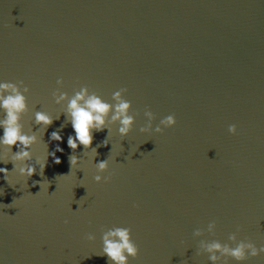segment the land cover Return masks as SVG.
Returning <instances> with one entry per match:
<instances>
[{
	"label": "water",
	"instance_id": "obj_1",
	"mask_svg": "<svg viewBox=\"0 0 264 264\" xmlns=\"http://www.w3.org/2000/svg\"><path fill=\"white\" fill-rule=\"evenodd\" d=\"M61 77L69 95L87 85L111 100L127 89L136 123L124 138L114 130L95 158L115 156L107 181L94 180L83 145L70 172V123L62 142L48 143L65 122L51 95ZM0 79L30 89L25 131L39 128L35 110L60 114L37 133L34 158L45 143L65 149L60 164L48 157L43 176L12 172L14 187L0 179L2 264H109L99 254L113 226L132 229L140 254L130 264H211L196 253L199 239L229 242L237 228L264 244V0H0ZM146 108L154 126L170 113L177 124L140 132ZM107 132L94 131L91 147ZM213 219L215 235L194 237ZM243 264H264V254Z\"/></svg>",
	"mask_w": 264,
	"mask_h": 264
},
{
	"label": "clouds",
	"instance_id": "obj_2",
	"mask_svg": "<svg viewBox=\"0 0 264 264\" xmlns=\"http://www.w3.org/2000/svg\"><path fill=\"white\" fill-rule=\"evenodd\" d=\"M56 83L58 87L52 91L51 95L55 103L61 106L60 114L65 115V122L50 133L48 143L62 142L64 136L61 134V130L70 123L74 130V133H69L67 136V146L72 150L68 156L70 172L80 166L81 156L78 155L77 149L83 145L85 149L91 148L92 160L97 170L94 180L101 182L111 179L110 175L104 176L103 173L109 169L110 159H115V156H108L102 160L95 158L99 155L97 151L99 147L108 146L114 130L118 132L121 138H124L128 136L136 123L137 114L132 112V101L125 96L127 89L115 90L111 94V100H106L96 91H91L87 85L81 86L74 91V94L69 95L67 91L62 90L64 84L62 77L57 79ZM29 91V87L22 80L13 82L0 79V163L6 165L11 162L13 165L11 170L7 167H0V173H3L0 179L7 181L13 187L12 172H16L20 177L26 178L27 181L37 171L43 176L44 170L48 166V157H52L53 163L60 164L62 160L57 153L65 151L61 143H56L51 151L48 150V143H45L47 145L46 154L34 158L33 146L40 142V136L37 133L41 130L44 133L54 119H59L60 114L54 117L47 110H35L34 123L39 128L35 131L33 129L25 131L22 117L30 111L28 96L26 95ZM144 117L146 119L139 129L142 133H162L166 128L174 127L177 124L175 113L164 116L155 126L154 122L157 117L150 108L145 109ZM105 129L108 130L105 139L95 147H91L94 139L93 132H101ZM228 132L233 135L237 134V124H229ZM14 145L16 151L12 149ZM112 151L113 146L110 153ZM42 183V181L33 180L32 186L35 187L40 184L41 190ZM48 186L49 184L47 188ZM3 194L4 189L0 187V195ZM79 201L76 203L80 207ZM135 206L138 207V205ZM216 228L217 221L213 219L208 222L206 228H196L193 235L194 237H203L206 232L215 235ZM239 231L240 229L237 228L236 231L228 235L227 240L229 242H222L219 239H199L197 255L207 254V259L211 264H229L230 259L238 262V264H243L252 257L264 254V244L258 246L251 239L239 238ZM85 238L88 241H95L96 235L89 232L85 234ZM101 240V254L99 255H106L109 264H130V258H136L140 254V248L133 239L131 227L113 226L108 228L102 232Z\"/></svg>",
	"mask_w": 264,
	"mask_h": 264
}]
</instances>
